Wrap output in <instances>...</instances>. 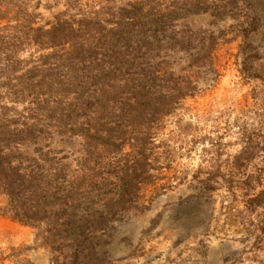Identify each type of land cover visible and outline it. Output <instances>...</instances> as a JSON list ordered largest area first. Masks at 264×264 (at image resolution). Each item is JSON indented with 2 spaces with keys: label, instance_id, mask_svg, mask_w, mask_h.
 I'll return each mask as SVG.
<instances>
[{
  "label": "trees",
  "instance_id": "1",
  "mask_svg": "<svg viewBox=\"0 0 264 264\" xmlns=\"http://www.w3.org/2000/svg\"><path fill=\"white\" fill-rule=\"evenodd\" d=\"M229 1L104 0L95 10L65 0L51 10L48 0H0L2 214L35 228L54 252L69 239L80 249L119 216L149 210L143 192L152 200L187 182L173 166L175 132H166L202 85L218 83L217 30L227 18L238 22L243 79L264 82L253 72L256 18ZM203 16L208 24L196 28ZM244 132L241 152L224 162L228 132L204 150L190 183L197 198L227 188L264 207V136Z\"/></svg>",
  "mask_w": 264,
  "mask_h": 264
},
{
  "label": "rangeland",
  "instance_id": "2",
  "mask_svg": "<svg viewBox=\"0 0 264 264\" xmlns=\"http://www.w3.org/2000/svg\"><path fill=\"white\" fill-rule=\"evenodd\" d=\"M48 1L51 10L65 8V0ZM103 1L81 0V4L97 10ZM229 9L256 18L258 26L249 37L258 53L253 72L264 80V0H230ZM39 11L44 21L51 15L48 8ZM237 23L227 18L217 30L218 83L202 85L197 97L185 103L166 132H175L173 140L168 141L175 159L173 166L187 182H175L174 188L152 200L151 191L143 192L140 203L149 205V210H132L119 216L109 232L81 238L80 249L74 248L69 239L62 242L61 251L54 252L35 228L16 223L0 211V264H264V207L251 208L247 204L251 195L244 197L243 191L233 193L227 188L214 192L206 201L197 198L190 186L204 150L211 149L219 134L228 132L221 162L241 152L245 129H259L264 136V82H247L240 73ZM207 24L204 16L194 23L196 28ZM258 143L264 147L263 138ZM263 153L256 161L259 166ZM6 204L0 195V209ZM95 210L93 215L97 217L104 212L102 207Z\"/></svg>",
  "mask_w": 264,
  "mask_h": 264
}]
</instances>
